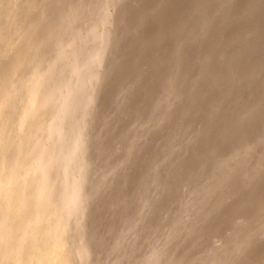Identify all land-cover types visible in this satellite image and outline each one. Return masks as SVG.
Wrapping results in <instances>:
<instances>
[{
    "label": "clouds",
    "instance_id": "obj_1",
    "mask_svg": "<svg viewBox=\"0 0 264 264\" xmlns=\"http://www.w3.org/2000/svg\"><path fill=\"white\" fill-rule=\"evenodd\" d=\"M38 7L46 39L64 52L47 73L46 93L65 133L41 152L18 131L13 114L27 85L12 83L6 66L0 264H257V247L264 257V54L259 84L249 82L247 100L225 119H217L223 101L199 102L213 61L201 59L196 45L234 14L232 6L193 0L184 9L154 87L132 88L140 107L105 116L103 136L94 133L100 89L127 6L43 0ZM167 11L159 3L140 15ZM85 37L92 38L87 52ZM189 151L195 160L181 167ZM40 189L47 206L37 222Z\"/></svg>",
    "mask_w": 264,
    "mask_h": 264
},
{
    "label": "bare ground",
    "instance_id": "obj_2",
    "mask_svg": "<svg viewBox=\"0 0 264 264\" xmlns=\"http://www.w3.org/2000/svg\"><path fill=\"white\" fill-rule=\"evenodd\" d=\"M112 2L123 3L127 7L118 16L121 38L113 45L100 89L94 125V133L100 136L104 135L105 116L140 107L141 97L130 96L132 88L143 87L145 91H151L154 87L155 74L172 45L179 15L193 0ZM200 2L211 3L213 0ZM224 2L232 6L234 14L223 24L214 26L208 38L201 39L196 45L201 59L211 56L213 61L199 102H207L212 98L223 101L218 120L226 118L231 106L243 104L247 100L251 90L250 81H254L253 86L259 84V61L264 54V0ZM41 3L43 0H0V104L3 101L4 69L7 66L12 83H16L19 88L27 85L20 93L13 121L18 131L28 136L43 152L49 146L58 144L65 133L63 117L53 111L51 99L46 93L47 73L57 70L64 52L60 48L53 50L45 37L44 22L38 7ZM159 3L167 5V14L147 19L140 15L141 12L149 13ZM91 39H83L82 51H88ZM150 79L153 83L149 82ZM213 131L212 125L206 124V136L210 137ZM194 160L195 152L189 151L181 167H188ZM46 206V195L40 189L32 205L37 222ZM253 258L257 264L264 259L260 247H257Z\"/></svg>",
    "mask_w": 264,
    "mask_h": 264
},
{
    "label": "rangeland",
    "instance_id": "obj_3",
    "mask_svg": "<svg viewBox=\"0 0 264 264\" xmlns=\"http://www.w3.org/2000/svg\"><path fill=\"white\" fill-rule=\"evenodd\" d=\"M32 77H33V76H32ZM32 77H31V78H32Z\"/></svg>",
    "mask_w": 264,
    "mask_h": 264
}]
</instances>
